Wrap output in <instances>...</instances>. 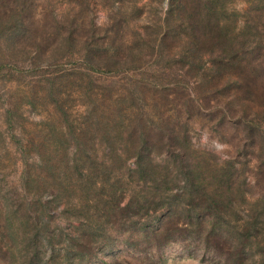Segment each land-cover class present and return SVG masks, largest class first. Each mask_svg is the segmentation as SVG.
<instances>
[{"label":"rangeland","instance_id":"rangeland-1","mask_svg":"<svg viewBox=\"0 0 264 264\" xmlns=\"http://www.w3.org/2000/svg\"><path fill=\"white\" fill-rule=\"evenodd\" d=\"M9 35L31 54L59 45L65 51L66 41L78 43L81 53L88 45L91 60L100 62L104 73L87 70L81 53L65 54L57 68H40L53 76L69 72L85 79L80 94L75 88L66 93L65 127L91 128L81 118L88 106L97 107L113 143L112 148L104 145L100 133H94L91 153L97 155L99 169L109 164L111 150L124 156L128 152L123 168H135L140 147L152 169L146 183L133 177L131 184L115 187L127 199L133 192L155 194L160 186L167 206L176 208L172 242H145L144 235L168 212L150 206L147 214L130 215L134 221L120 230L109 225L104 239L95 234L100 241L95 246L101 249L89 263L65 261L71 249L61 231L83 230L87 218L63 213L55 220L56 234L45 253L50 260L54 255L51 264H104L109 258L131 264L264 263V0H0L2 138L7 134L1 100H19L36 79L25 75L28 62L8 52ZM108 94L112 101L119 99L124 123L134 132L131 143L119 140ZM52 108H43L51 114L48 118L25 111L26 133L47 132L44 122L52 128L63 124ZM50 141L49 149L55 148L52 137ZM3 173L16 180L12 170ZM167 173L179 179L162 185ZM214 198L226 206L216 210ZM99 219L103 227L106 221ZM20 249L4 238L0 264L24 263L21 257L28 251Z\"/></svg>","mask_w":264,"mask_h":264},{"label":"trees","instance_id":"trees-1","mask_svg":"<svg viewBox=\"0 0 264 264\" xmlns=\"http://www.w3.org/2000/svg\"><path fill=\"white\" fill-rule=\"evenodd\" d=\"M207 10L211 13V6H207ZM6 41L9 49L7 50L12 58L20 59L21 63H29L30 67L25 75L36 79L26 92H22L19 100L13 97L1 100L5 108L3 118L7 138H2L3 135L0 133V177L2 178H0V245L3 244L4 238H7L8 242L20 246L22 253L28 251V254L21 257L24 263L51 264L54 255L50 256V260L45 258V253L56 234L55 220L66 212L80 213L87 218V221L81 224L85 227L83 230L77 228L75 232L61 231L71 249L70 254H65V261L71 263L74 259H78L79 262L89 263L101 249L95 246L100 242L98 239L95 240V234L104 239L109 225H114L120 230L127 222L134 221L128 218L130 215L138 217L141 213L147 214L152 209L159 211L157 209L160 207L168 210L167 215L156 228L144 235V240L158 243L157 239H160L164 244L172 242L176 234L173 231L176 224L174 221L176 208L167 206L166 199L160 193V186L156 185L154 188L155 194L143 195L142 192L139 194L133 192L129 197L127 196V199L123 196L125 191L115 187V184H131L133 177H137L140 183H146V177L152 169L144 162L142 149L139 147L136 150L133 169L123 168L125 160L130 157L128 152H125L126 156H124L123 153H113V150L108 154L109 164H103L99 169L97 155L94 158L91 153V146L95 142L94 133H100L104 145L112 148L113 143L109 136V126L98 115L97 107L88 106L85 116L81 118L85 122H90L91 128L65 127L69 123L66 109L68 107L65 106L69 98L66 93L75 88L80 94L84 90L85 79L77 78L78 74L69 72L53 76L47 71L41 72L40 68L44 65L47 70L52 67L57 68L62 56L67 53L74 56L80 54L82 47L79 48L76 42L66 41L65 51L59 45L49 52L37 48L35 54H31V52L24 53L22 42L15 36L9 35ZM81 55L87 70L104 73L100 62L91 60L88 45L83 47ZM87 76L91 75L87 74ZM108 99L118 117L119 123L116 128L119 130V140L131 143L134 132L131 133L130 125L124 123L123 115L117 107L119 99L112 101L113 97L109 94ZM49 105L53 106L52 109L63 120V124L52 128L44 122L43 127L48 130L47 132L40 135L26 133L23 117L25 111L39 112L47 115L48 118L51 114L43 108L47 109ZM13 130H19L20 133L15 135L12 133ZM51 137L55 143L53 149H49ZM143 142L145 144L144 140ZM7 144L14 146V149L9 151L6 148ZM175 157L179 158L182 165L186 164V160L179 154ZM83 163H88L89 167H83ZM5 170H12L16 180H7L8 174L3 173ZM182 170L187 174L191 172L185 167ZM177 177L167 173L162 177L161 184L169 186L179 179ZM189 197H192L191 194ZM215 199L212 200L211 206L216 210L226 206ZM150 206L152 209L149 208ZM100 217L106 221L103 227L100 226ZM196 222L199 223V219H196ZM104 264L131 263L109 258Z\"/></svg>","mask_w":264,"mask_h":264}]
</instances>
